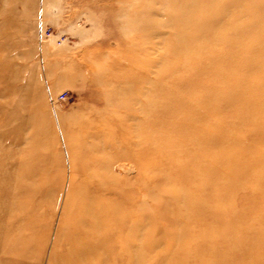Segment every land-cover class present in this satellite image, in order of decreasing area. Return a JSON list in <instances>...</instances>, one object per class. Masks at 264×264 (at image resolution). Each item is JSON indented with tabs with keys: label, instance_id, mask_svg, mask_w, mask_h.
Returning a JSON list of instances; mask_svg holds the SVG:
<instances>
[{
	"label": "rangeland",
	"instance_id": "1",
	"mask_svg": "<svg viewBox=\"0 0 264 264\" xmlns=\"http://www.w3.org/2000/svg\"><path fill=\"white\" fill-rule=\"evenodd\" d=\"M164 96L207 115L196 127L223 172L208 221L225 230L188 224L179 241L144 221L97 247L76 227L85 192L105 182L104 202L158 205L136 156ZM262 129L264 0H0V264H264ZM72 188L80 205L65 212Z\"/></svg>",
	"mask_w": 264,
	"mask_h": 264
},
{
	"label": "bare ground",
	"instance_id": "2",
	"mask_svg": "<svg viewBox=\"0 0 264 264\" xmlns=\"http://www.w3.org/2000/svg\"><path fill=\"white\" fill-rule=\"evenodd\" d=\"M262 35H259L258 38L261 39ZM253 37L256 38V35ZM188 99L164 96L150 100L148 103L150 110L145 121L147 139L143 149L136 156V160L141 163L143 160L151 161V165L143 164L153 170L145 172L141 182L145 184L146 188H149L148 192L158 191V197L155 198L158 205H153L152 211L147 213L144 210L141 213L133 214L132 211L123 207L122 196L114 201L106 200L104 202L100 200L97 197L103 191L111 190L114 192L115 190L104 185L105 182H101L102 185L99 183L101 185L98 187L99 189H94L91 193L85 192L86 195L80 193L81 196L83 195L82 198L76 195L78 193L75 191V187L72 188L74 191L70 189L65 212H68L72 206V209L79 207L80 204L76 206L74 203L77 202L76 199L80 198L81 202L79 203L82 206L78 209L80 218L76 227L84 228L85 234H89L92 239H97V247H104L105 243L103 242L110 236L117 238L120 228L127 230L126 237L128 236L129 241H131L132 236L140 232L144 221H148L149 228H153V230L159 220H164L166 225L172 224V236L170 238L175 239L177 237L176 240L179 241L191 236L186 233L189 232L186 227L188 224L191 227L190 231H195V233L209 231L211 237L214 233L221 234L224 232L225 229L218 231V228L208 221V217L212 219L215 213L210 192L217 181L221 179L223 173L219 169V162L221 161L213 160L208 149L213 142L212 135L214 134L208 130L201 131L196 127L198 121L207 118V115L205 114V116L203 113V115H198L194 109L197 105ZM254 124L258 125L257 123ZM156 130H158L157 134L155 132L156 135H149ZM200 147L204 149L203 152ZM148 152L160 153V160L155 161L156 158L146 159ZM140 159L143 160L140 161ZM228 162L224 164L227 166ZM202 200H209V205L203 207ZM215 230L217 231L215 232ZM148 232L150 234V230ZM174 235L175 237H173ZM196 237L200 239L201 236ZM208 239L210 240V237ZM129 241H126L127 249L132 246ZM211 253L213 255L215 252L212 251Z\"/></svg>",
	"mask_w": 264,
	"mask_h": 264
},
{
	"label": "built area",
	"instance_id": "3",
	"mask_svg": "<svg viewBox=\"0 0 264 264\" xmlns=\"http://www.w3.org/2000/svg\"><path fill=\"white\" fill-rule=\"evenodd\" d=\"M60 99H64V96L62 95V96H60Z\"/></svg>",
	"mask_w": 264,
	"mask_h": 264
}]
</instances>
